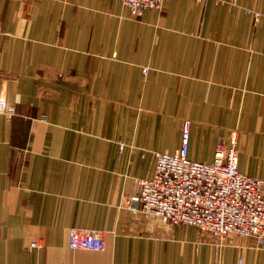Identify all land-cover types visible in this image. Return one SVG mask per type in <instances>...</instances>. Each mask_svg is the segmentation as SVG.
I'll return each instance as SVG.
<instances>
[{
	"label": "crops",
	"instance_id": "1",
	"mask_svg": "<svg viewBox=\"0 0 264 264\" xmlns=\"http://www.w3.org/2000/svg\"><path fill=\"white\" fill-rule=\"evenodd\" d=\"M216 1L0 0V264H264L129 205L185 126L202 163L236 130L238 171L264 180V0ZM71 228L104 251L70 250Z\"/></svg>",
	"mask_w": 264,
	"mask_h": 264
},
{
	"label": "built area",
	"instance_id": "2",
	"mask_svg": "<svg viewBox=\"0 0 264 264\" xmlns=\"http://www.w3.org/2000/svg\"><path fill=\"white\" fill-rule=\"evenodd\" d=\"M130 14L139 17L145 10H159L165 0H119ZM219 3V0L216 1ZM247 13H250L247 11ZM255 20L260 17L252 12ZM14 115V108L0 101V118ZM236 130L219 142L211 162L188 158L189 130L182 132L181 144L174 154H156L150 179L136 182L129 200L133 210L170 226H192L218 241L230 235L252 239L256 248L264 245V180L238 171ZM123 145L119 144V151ZM38 247L32 243L28 249ZM68 247L73 251L102 252V232L71 228ZM241 264V261H238Z\"/></svg>",
	"mask_w": 264,
	"mask_h": 264
}]
</instances>
